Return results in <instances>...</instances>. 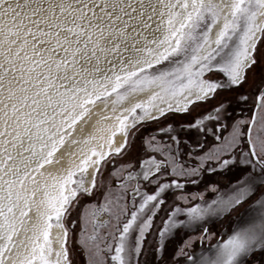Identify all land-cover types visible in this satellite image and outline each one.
<instances>
[{
    "label": "snow or ice",
    "instance_id": "1",
    "mask_svg": "<svg viewBox=\"0 0 264 264\" xmlns=\"http://www.w3.org/2000/svg\"><path fill=\"white\" fill-rule=\"evenodd\" d=\"M260 45L264 0H0V264H264V78L168 119Z\"/></svg>",
    "mask_w": 264,
    "mask_h": 264
}]
</instances>
